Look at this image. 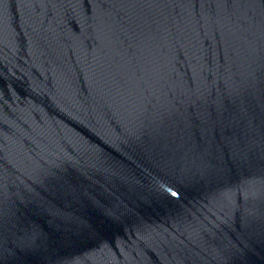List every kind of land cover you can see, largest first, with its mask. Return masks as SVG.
<instances>
[{"label":"water","instance_id":"obj_1","mask_svg":"<svg viewBox=\"0 0 264 264\" xmlns=\"http://www.w3.org/2000/svg\"><path fill=\"white\" fill-rule=\"evenodd\" d=\"M0 264H264V0H0Z\"/></svg>","mask_w":264,"mask_h":264}]
</instances>
